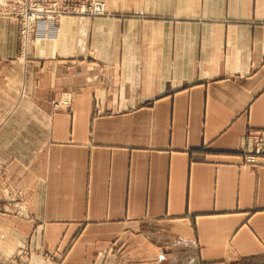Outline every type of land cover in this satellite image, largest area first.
I'll return each mask as SVG.
<instances>
[{
	"label": "crops",
	"instance_id": "1",
	"mask_svg": "<svg viewBox=\"0 0 264 264\" xmlns=\"http://www.w3.org/2000/svg\"><path fill=\"white\" fill-rule=\"evenodd\" d=\"M102 1L0 18V264H264V0Z\"/></svg>",
	"mask_w": 264,
	"mask_h": 264
},
{
	"label": "built area",
	"instance_id": "2",
	"mask_svg": "<svg viewBox=\"0 0 264 264\" xmlns=\"http://www.w3.org/2000/svg\"><path fill=\"white\" fill-rule=\"evenodd\" d=\"M106 16L102 0H0V18L18 26L20 57H25L37 40H54L62 19L66 17L96 18ZM64 98L61 105H67ZM238 150L246 164L264 157V135L246 133ZM42 264H53L46 257Z\"/></svg>",
	"mask_w": 264,
	"mask_h": 264
}]
</instances>
